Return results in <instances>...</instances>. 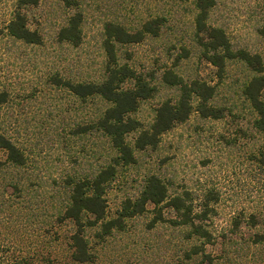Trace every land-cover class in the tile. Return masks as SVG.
I'll list each match as a JSON object with an SVG mask.
<instances>
[{
  "label": "rangeland",
  "instance_id": "obj_1",
  "mask_svg": "<svg viewBox=\"0 0 264 264\" xmlns=\"http://www.w3.org/2000/svg\"><path fill=\"white\" fill-rule=\"evenodd\" d=\"M16 1L0 0V91L8 93L0 111V132L28 157V186L35 197L19 212V225H7L5 232L26 251H33L30 242H37L36 248L55 264H78L68 256L73 226L70 221L57 222L58 204L65 198L67 177L88 174L107 154L108 143L102 136L79 133L106 104L98 97L81 100L52 78L59 74L72 81L100 79L105 60L103 24L114 20L133 28L161 15L165 22L157 36L118 47L120 62L151 77L157 87L131 115L148 127L161 102L177 98L178 87L162 80L165 70L184 80L202 79L215 85L214 103L225 108V115L203 118L193 111L164 133L156 148L135 150L136 162L119 168L107 189V215L116 216L124 199L136 196L144 178L156 174L171 194L187 191L197 207L203 199L208 202L205 222L213 243L206 248L212 264H264V242H254L256 234L264 233L260 155L264 140L253 128V113L241 95L252 73L242 62L229 61L224 75L217 76L193 37L192 0H78L84 13L78 46L57 40L58 29L74 11L64 0H38L36 6L23 9L30 28L42 36L40 44L8 35L6 24ZM258 1L219 0L210 23L224 27L235 47L264 55V39L254 29L258 16L251 15ZM135 136L136 132L127 136L131 144ZM151 209L149 205L146 212L128 218L124 230L104 238H97V228L87 229L96 254L89 264H203L199 258H182L183 250L195 242L184 240L182 228L167 221L150 227ZM165 216L174 214L166 209ZM46 235L49 241L41 239Z\"/></svg>",
  "mask_w": 264,
  "mask_h": 264
},
{
  "label": "trees",
  "instance_id": "obj_2",
  "mask_svg": "<svg viewBox=\"0 0 264 264\" xmlns=\"http://www.w3.org/2000/svg\"><path fill=\"white\" fill-rule=\"evenodd\" d=\"M192 2L195 10V43L201 56L215 67L217 76L221 78L224 75L229 61L242 62L251 71L252 74L242 85L241 95L253 113V128L262 134L264 140V55L244 47H235L224 27L210 23L211 14L217 8L219 0ZM37 3L38 0L16 1L13 15L6 24L8 35L29 44L42 42L38 30L31 29L28 25V18L23 10L27 6L34 7ZM64 4L74 8V11L58 29L57 40L78 46L83 38L84 13L79 8L78 0H64ZM251 15L258 16L254 29L264 39V0L256 3ZM164 22L161 15L148 18L133 28L114 20L106 21L103 24L102 47L105 60L101 78L72 81L59 74L52 78L56 85L66 87L81 100L98 97L106 104L88 125L80 127L79 133H98L108 143L107 154L103 162L88 174L67 177L65 186L63 185L65 198L58 204L57 222L60 224L70 221L73 226L68 236V256L74 263L89 264L96 259L86 236L87 229L97 228V238H104L113 231L124 230L128 218L146 212L151 205L153 216L149 222L150 227L167 221L170 225L183 229L185 241L195 240L183 250V259L199 258L203 264H212L213 257L206 248L213 243L212 232L205 222L209 211L208 202L203 199L197 207L187 191L171 194L167 184L156 174L144 178L139 193L124 199L116 216L107 215V189L119 168L136 162L135 150L156 148L162 135L187 120L193 111L203 118L218 119L225 115V108L214 103L215 85L202 79L184 80L172 70H165L162 80L178 87L177 98L161 102L148 127H144L131 115L137 111L142 101L155 94L157 87L151 82V77L148 79L129 64L120 62L118 47L139 43L147 36H157ZM7 99L8 93L0 91V111ZM132 132H136L133 144L127 139ZM260 155L264 162V144ZM28 166L25 152L0 132V264H55L54 260L45 258L36 248L37 242H30L33 251L28 252L15 241L17 239L13 235L5 232L7 225L11 228L19 225V212L27 209V203L33 202L35 197L31 195V188L28 186ZM166 209L172 210L174 216L167 218ZM48 235L41 236V239L49 241ZM254 242H264V233L256 234Z\"/></svg>",
  "mask_w": 264,
  "mask_h": 264
}]
</instances>
